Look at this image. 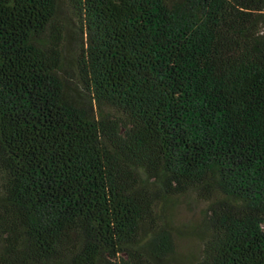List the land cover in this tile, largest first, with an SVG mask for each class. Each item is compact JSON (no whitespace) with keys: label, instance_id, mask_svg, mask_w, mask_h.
I'll use <instances>...</instances> for the list:
<instances>
[{"label":"trees","instance_id":"obj_1","mask_svg":"<svg viewBox=\"0 0 264 264\" xmlns=\"http://www.w3.org/2000/svg\"><path fill=\"white\" fill-rule=\"evenodd\" d=\"M264 264V0H0V264Z\"/></svg>","mask_w":264,"mask_h":264},{"label":"rangeland","instance_id":"obj_2","mask_svg":"<svg viewBox=\"0 0 264 264\" xmlns=\"http://www.w3.org/2000/svg\"><path fill=\"white\" fill-rule=\"evenodd\" d=\"M203 212L204 205L194 199L181 201L174 207V222L180 231L177 239L179 264H188L198 250L199 241L188 233L199 225Z\"/></svg>","mask_w":264,"mask_h":264}]
</instances>
